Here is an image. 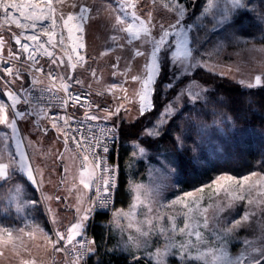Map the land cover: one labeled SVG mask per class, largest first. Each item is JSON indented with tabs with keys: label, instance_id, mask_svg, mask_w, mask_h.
<instances>
[{
	"label": "snow or ice",
	"instance_id": "snow-or-ice-1",
	"mask_svg": "<svg viewBox=\"0 0 264 264\" xmlns=\"http://www.w3.org/2000/svg\"><path fill=\"white\" fill-rule=\"evenodd\" d=\"M66 0H55L56 4L63 5ZM156 0H153L155 3ZM262 8L253 10V0H201L199 7L196 6L195 0L189 3L188 0H163L160 4L161 10H166L172 13L171 18L167 16L162 19L167 22H153L152 13L149 12L144 18L138 16L135 12L137 0H120L113 8L108 5L113 12L122 13L116 15L111 22V28L118 33H125L123 37L126 44L131 45L133 41H140L141 44L136 46L134 51L135 57H144V63L140 66L136 75L132 76V80L138 82L140 87L136 91V96L139 100L138 114L144 116L145 119L140 124H132V128H139V134L132 140L131 155L135 160L144 163L149 174L157 173L165 179L175 177L173 189L178 190L182 183V176L186 163L193 167H200L205 161L198 154L206 150L208 157L217 154L223 150L214 138L212 131L219 128V121L215 119L217 115L215 111V103L210 105V96L207 85L200 82L201 71L209 72L213 75H223V69L230 67L227 64L219 65L209 61L213 55L219 58L224 50L228 47L235 49L233 54L238 55L241 51L247 50L248 45L257 38L264 43V0H261ZM22 6L15 3L14 0H0V13H3L5 24L10 28L14 23L16 28L31 29V34L24 35L23 39L34 42L36 47H31L28 43L21 44V37L13 35L15 44L20 45L19 53H28L26 60L34 64H39L36 59L37 49H43L44 53L51 59L52 64L63 65L64 61L58 57L53 58V52L45 48V43L51 45L53 49L57 44L55 41L56 29H67L68 38L72 39V34L77 33L76 40L79 43L73 42L72 51L75 52V62L71 63V68L75 69L77 64L86 63L85 54L80 49L85 46L82 42L84 26L90 18L91 9L84 5L73 3L71 7L78 9L74 13L65 14L62 9L54 6L53 0H47L45 9H40V14L33 11L25 15L20 13L25 20L32 21L31 23H21L20 18L12 11L18 10ZM33 8L36 6L33 5ZM128 9H132L131 13ZM61 23H58V19ZM48 21V23H44ZM255 27L256 33L247 34L245 29ZM39 28V32L36 29ZM42 36L48 39L45 43H40ZM111 39L118 42L120 37L113 35ZM60 44L64 43V37L61 36ZM4 40L0 38V51L3 50ZM149 47L141 50L143 45ZM123 47L122 45H119ZM264 51V48L260 49ZM107 54V51L105 52ZM14 59H19V55H14ZM72 56H69V61H72ZM131 58L125 64V68L120 70V75L125 77L123 83L111 85L108 89L112 92L119 88L127 99V88L124 84L128 82L127 73L131 71ZM114 69H119V59L112 66ZM3 76L12 77V80H6L5 85L15 81L16 76L13 73L12 66H6L0 69ZM35 72L44 74V67H37ZM116 75V72L113 73ZM161 75L163 79H161ZM92 76L95 77V71H92ZM47 77L52 79H60L62 81L60 88L67 94L66 97L60 98L61 106L66 109L71 102L72 106L77 104L84 107L88 104L92 107L87 97H82L78 93L68 91L71 84H79L80 80H72L69 74L67 81L62 76H59L53 71L47 73ZM3 77H0L2 79ZM43 83L37 78L29 81V85L34 88L35 84ZM159 83V95H156V85ZM242 86H245V81H238ZM261 78L256 77L255 83H247L246 87L251 89L260 85ZM54 85H49L47 88L41 89L35 96L22 95L21 90L12 91L10 88H0V181L11 183L15 181L12 187V195L17 197L18 201H23L24 204L32 205L31 211H35V205L38 201L23 200L25 194V186L38 189L43 183V174L29 160V154L25 151V144L31 148V141L20 135V123L34 119L36 115L46 118L53 129H58L64 138L65 152H74L80 157V180L84 189H95L96 197L89 202V207L85 208L83 213L79 207L76 208L77 220L67 228L65 232H60L58 229L53 230L51 234L44 232L39 228V222L31 216V212L26 216L20 214V203H17L14 215H8L0 211V232L6 234L9 240L13 239V233H23L27 236H33L34 230L25 232V227L39 228L44 234L48 244L56 252L66 251L69 245L72 246V251L75 254V264L84 259L85 256L94 251L87 247L86 244H95V240L88 241L86 235L87 221L93 213L94 207L99 201L100 208H107L108 204L113 200V194L118 183L119 164L115 161L112 165H108L104 157L109 152V142L117 143L118 124L104 126L101 128L87 129L89 134H86L84 127L76 125V122L65 113L49 115L44 108H40L39 112L33 106L36 103V98H43L45 93H52ZM60 89H56L59 91ZM103 95L104 93H98ZM155 98V99H154ZM120 99V97H116ZM21 100L27 107L18 110ZM159 104V107H157ZM99 109V105L95 106ZM123 104L108 109H100L106 113L105 116L93 115L85 113V118L89 121L99 122L101 119L107 120L113 116L119 117L121 121L124 117L120 116ZM183 108V111L181 110ZM126 112L128 109H124ZM209 113L213 119L211 123L204 122L203 119H197L195 114L201 111ZM11 113V119H10ZM151 113V115H148ZM192 113L191 118L188 114ZM178 114V115H177ZM182 121H187L188 127L185 128ZM171 123V127L168 125ZM227 123L230 124V131L235 132L236 125L228 118ZM177 125H180L177 131ZM36 131H43L47 134L48 129L40 125H36ZM168 132L173 134V139L176 145L175 153L161 152L158 148L153 152L149 151L147 146H152L153 142H158L160 137ZM9 140L14 141V146H9ZM69 140L75 146L69 148ZM38 142V141H37ZM99 149V153L97 152ZM190 154V155H186ZM63 153L57 156V159L63 160ZM69 171L67 166L62 168V173L66 174ZM88 178L85 179L84 177ZM253 177H257L253 181ZM66 178V177H65ZM95 181V184H93ZM64 180L61 181L63 183ZM232 185H240L238 190H233ZM2 186V185H0ZM247 186V190H245ZM133 193L134 201L140 199L141 185L127 184ZM261 189L260 195L264 196V173L253 171L241 177H234L231 174L220 173L212 181L201 184L198 188H193L189 191L173 193L172 197L167 201L159 204V209L174 208L180 206L184 211L178 213L184 217L183 226L177 227L176 215H169V225L163 226L154 220L162 221L163 215L148 216L138 226H135V231L142 237V240H135L131 235L128 240L120 246V251H128L130 253L129 260H139L140 256L132 253V249L143 248L146 251L143 253L145 264H167V258L173 249H176L172 258L177 264H264V245L258 247L255 242L247 237L235 236V231H238L245 223L249 221L250 215L248 211H242L235 219L225 217L220 219V214L226 209L233 206L235 202L244 201L247 205L254 203L251 193L254 189ZM205 189H211L217 195L223 193V204L216 203L217 211L213 219L216 223L210 233V237L201 232V227L208 229V217L206 215L208 208L213 207L212 203L201 208V203L204 196L197 197V193H205ZM71 191V189H70ZM46 199H52L46 197ZM59 200V197H55ZM211 200V197H209ZM264 201H255L258 205ZM82 203V201H81ZM135 203L130 205L134 208ZM151 207L148 212L151 213ZM51 213L52 209L48 208ZM121 210H113L114 218L119 215ZM125 216L128 213H123ZM203 216V220L199 219ZM11 221V222H9ZM51 222L56 223V217L51 216ZM119 221L117 220V224ZM222 225V226H221ZM129 228L133 225L129 224ZM179 234L184 237L180 242H177L174 237ZM152 235L160 236L164 241L163 252L157 248L155 252H148L150 247V237ZM77 237L81 239L77 240ZM75 241V243H74ZM63 242L62 247H58ZM238 245L236 252H231V245ZM201 245L207 247L201 248ZM79 248L80 251H76ZM2 255V253H0ZM154 257V259H150ZM23 264H35V261H24Z\"/></svg>",
	"mask_w": 264,
	"mask_h": 264
},
{
	"label": "rangeland",
	"instance_id": "rangeland-1",
	"mask_svg": "<svg viewBox=\"0 0 264 264\" xmlns=\"http://www.w3.org/2000/svg\"><path fill=\"white\" fill-rule=\"evenodd\" d=\"M118 2H120V0H66L65 4L59 5L55 3V0H53L54 5L58 9L62 10L73 9L71 7L73 3L78 5H88L91 7L90 21L86 30L89 62L86 66L80 67L78 69L77 76L83 87L91 88L95 91L97 100L99 102H109L113 109L120 104H123L120 116L124 117V120L121 121L119 117L116 116L109 118L115 124H118V127L123 130V128L125 129L128 125L133 123L140 124V122L145 119L144 116H139L138 114L139 100L136 96V91L140 85L138 82L132 80V76L136 75L140 66L143 65L144 57H135L133 54L136 46L141 44L140 41H133L131 45H128L123 38L126 34L115 32L111 28L112 20H114L116 15H122V13L113 12L112 9L108 7V5L111 4L112 7L115 8ZM188 2L191 3L193 0H188ZM200 2L201 0H195L197 7H199ZM161 3H163V0H156L155 3H153V0H137L135 12L141 18H144L147 13L151 12L154 18V23L157 21L167 22L166 20L162 19V17L167 16L168 18H171L173 14L168 13L166 10H161ZM252 8L253 10H260L262 8L261 0H253ZM132 11V9H128L129 13ZM254 33H256V31ZM113 35L120 37L118 42H114L111 39ZM119 45H122L123 47H120ZM148 47L149 46L145 44L141 50H145ZM261 48H264V43H262L261 40L257 38L248 45L247 50L241 51L238 55L233 54L235 51L233 47H228L226 50H224L219 58L213 55L209 63H215L219 65L227 64L231 70H229L228 67H225L223 69L224 74L219 76L229 78L237 83L240 80H244V87H246L247 83L254 84L256 77L259 76L261 78V83L257 86H261L264 83V51H261ZM106 51L107 54H105ZM1 52L4 54L9 53L5 40L3 44V50ZM129 58H131L130 63L132 70L127 73L128 82L124 84V87L127 88V99H124L123 97L125 93H123L119 88L114 89L112 92H109L108 89L111 85L124 82L125 77L120 75V70L125 68V64L129 62ZM118 59L119 69H114L112 66L117 63ZM62 71L64 73L67 72L66 66H63ZM92 71H95V77L92 76ZM114 72H116V75H113ZM206 73L209 72H205L203 70L201 71L200 82L207 85L209 93L213 91L214 88L211 86V84H209V82H206ZM15 76V81L8 85H5V81L8 79H0V88L7 87L14 92L21 90V94H24L26 89L31 87L29 85V81L33 80L34 77L40 81H43V83L35 84V86L46 85L45 80L37 75L31 74V76H29L19 73ZM12 79L13 78L9 80ZM161 79H163L162 75ZM156 89V95H159V83H157ZM101 92L104 94L99 95L98 93ZM116 97H120V99H116ZM25 107L27 106L24 105L23 100H21L20 105H18V110ZM157 107H159V104H157ZM124 109H128V111L126 112ZM181 110L183 111V108ZM36 111L39 112V109L36 108ZM148 115H151V113ZM192 115V113H189L188 117L191 118ZM11 118L12 117L10 113V119ZM181 123L185 128L188 127L187 121H182ZM36 125L46 127L48 129L47 134H45L43 131H36ZM178 126L180 127V125ZM0 128H3V126H0ZM20 128V135L25 137L28 141H31L33 144L31 148L27 146V143L24 146L25 151L29 154L30 162L34 165V167H36V169H42L39 170V172H42L43 174L42 186L45 188L43 189V195L46 197H51L52 199H49V201H51V204L53 203L56 205L55 208L57 211H52L49 213L48 217V220L51 221V215H54L57 221L56 223L50 222L52 226L51 233L56 229L64 232V230L66 231L68 228V225L76 222V208L79 207L81 213H83L84 209L89 207L91 190L84 189L83 185L79 183L81 165L73 152L64 151L65 144L62 136L51 127V124L46 118L36 115L34 119H30L27 122H21ZM219 128L224 131V128L221 124H219ZM137 130H139V128L134 129V131L131 133H137ZM210 131H212L216 142L220 144L219 137L222 136L223 131L219 132L216 130V128H213ZM2 134L3 133L0 132V135ZM132 140L124 144L126 147H128L124 149L126 154L128 152L127 155L124 154L127 157L124 163V169L121 165L123 149L121 137L114 157L119 164V173L122 174L124 171L127 182L134 185H141L139 193L140 199L138 201H134L133 193L128 187V192L130 193L132 199L130 205L135 203V207L130 208L129 206L128 208H115L114 210H121L120 214L114 218L113 211L108 213L109 221L104 225L107 228L108 237L112 244L110 247V252L116 254L119 257H126L128 260L130 253L128 251H120V246H122L124 242L128 240L130 235L135 240L143 239L135 231V226L140 225L146 217L163 215V220H154V224L159 222L163 226H168V216L176 215L177 227L183 226L184 217L182 215H178V213L184 210L180 206L159 209V204L170 199L174 192L179 194L191 190H182L181 187H179L178 190L173 189L172 185L176 182L175 177L165 179L163 176L157 173H153L150 176L149 171L145 167L144 163L136 161L135 157L131 155ZM9 146L13 147L14 141L9 140ZM145 147H148L150 152L154 151L150 148V146L146 145ZM128 149L129 151H127ZM159 150L165 153H173L168 147H161ZM61 153H63L65 157L63 160L57 159V156H59ZM204 156L207 157V153ZM64 166H67L69 169L66 174L62 173V168ZM84 178L87 179L88 177L85 176ZM256 179L258 178L253 177V181ZM62 180H64L63 183H61ZM231 187L233 190H238L240 185H232ZM245 190H247V186H245ZM260 191L261 189H259V187L252 191L251 196L254 200L253 204L247 205L244 201L235 202L232 207L226 208L220 214V219L223 220L225 217L229 219H235L241 214L242 211L245 210L249 213H254L250 215L249 221L240 227L238 231H235L234 234L237 237H247L253 240L258 247L264 245V202L259 203L258 205L255 203V201H264V196L260 195ZM200 195L204 196V200L201 203V208L206 207L209 202H211L213 205V207L208 208L206 213L208 217V229H204L203 227L200 229L201 232L210 237L213 225L216 223V221L213 219L214 214L217 211L216 203L220 202V206H224L223 193H221V195H217L212 192L211 189H205V193H197V197ZM55 197H59L60 199L56 200ZM209 197H211V200ZM149 207L152 209L151 213L148 212ZM123 213H128V215L125 216ZM95 217L96 215H90L88 221L86 222V232L91 229L93 230L95 225ZM199 219L202 221L203 216H200ZM117 220L119 221L118 224ZM129 224H132L133 227L129 228ZM174 239L177 242H180L184 239V237L177 234ZM164 243L165 241L160 236L152 235L150 237V247L147 249V251L154 253L155 250L159 248V250L163 252L165 250L163 248ZM62 245L63 242L61 245H58V247H62ZM204 247H207V245H201V248ZM237 247L238 245L233 243L231 245V252L235 253ZM145 251L146 250L143 248H133L132 253L139 255L140 259L133 261L129 260V262L132 264H145V258L143 255ZM176 251L178 250H172L169 257L167 258V264H177L178 257L176 260H173L172 258L173 253ZM98 252V245L96 244L88 262L79 264H88L92 257H97ZM150 259H154V257H150ZM97 261H99L98 257L95 259V262ZM57 263L75 264V260L69 259L62 251L57 252Z\"/></svg>",
	"mask_w": 264,
	"mask_h": 264
},
{
	"label": "trees",
	"instance_id": "trees-1",
	"mask_svg": "<svg viewBox=\"0 0 264 264\" xmlns=\"http://www.w3.org/2000/svg\"><path fill=\"white\" fill-rule=\"evenodd\" d=\"M245 31L247 34H253L256 29L250 26ZM0 38L5 40L9 53L17 50L18 45L15 44L12 34L1 33ZM21 73L31 76L29 73ZM205 80L214 88L213 91L208 93L211 98L209 103L210 105L215 103V111L217 113L215 119L224 128L222 136L219 137V143L223 150L211 156V158L208 157L207 151L203 150L198 153L203 159L205 158V162L198 168L186 163L180 185L182 190L196 188L213 180L220 173L238 177L253 171H262L264 173V83L261 86L249 89L229 78L211 73H206ZM195 116L197 119H203L206 123H211L213 119L209 113L203 110L196 113ZM228 118H231V121L235 123V132L229 130ZM168 126L171 127V123ZM126 128H123V130L119 128L121 143L123 144L121 159L123 169L127 159L126 155L128 154L124 150L128 147L124 144L136 137L140 131L139 129L137 133L132 134L131 132L134 131L132 124ZM178 130L179 126L177 125ZM161 147H168L173 153L176 152L173 134L165 132L158 142H153V145L150 146L152 150L161 149ZM206 153L207 157L204 156ZM127 184L123 171L120 174L115 208H128L130 206L132 199L128 192ZM94 220L95 225L91 231L95 238V243L98 245L99 252L97 257L99 261L95 262L97 258L95 256L96 258L92 257L88 264H132L126 257H119L110 252L112 244L108 237L107 228L104 226L109 221L108 213H97Z\"/></svg>",
	"mask_w": 264,
	"mask_h": 264
},
{
	"label": "built area",
	"instance_id": "built-area-1",
	"mask_svg": "<svg viewBox=\"0 0 264 264\" xmlns=\"http://www.w3.org/2000/svg\"><path fill=\"white\" fill-rule=\"evenodd\" d=\"M15 3L21 5L22 7L18 10H12L21 20V23H31L32 21L25 20L22 16H20V13H24L25 15L32 13L35 11L37 14H40V9H45V4L47 0H14ZM35 5L36 7L33 8L32 6ZM55 6V5H54ZM89 7L88 5H84ZM91 9V7H89ZM65 14L69 13H74L78 11V9H67V10H62ZM91 16V12H90ZM58 19V23H61ZM90 19V18H89ZM88 19V21H89ZM87 21V23H88ZM44 23H48V21H44ZM87 23L84 26V32H83V38L82 42L84 44V48L80 49V51L85 54V59L86 63L82 64H77L75 69L71 68V63L75 62V52L72 51L73 47V42L75 41L76 43H79L80 41L76 40L77 33L75 31L72 34V39L68 38V32L67 29L61 30V28H57L56 31V36H55V41H56V48L53 49L51 45L45 43L47 41L46 36H42L40 39V43H45V48L48 49V51L53 52V58H59L60 60L64 61L63 65L59 64V60L57 61V64H52L51 59L44 53L43 49H37V55L36 59L39 61V64H34L31 61H27L26 57L28 53H19L18 49L20 48V45H18L17 50L11 51L8 54H4L0 51V69L6 67V66H12L13 67V73L19 74L21 72L37 75L45 80L46 85L43 86H34V88L30 87L27 89V91L22 94V95H29L30 93L32 96H35L41 89L47 88L49 85H54L53 87V92L52 93H45L43 98H36V103L33 105L35 108L39 109L44 108L49 115L51 114H60V115H67L71 117L75 122L76 125H81V122H83L82 126L84 127L86 134H91L87 132V129L89 127L92 128H101L104 126H111L115 124L111 119H101L99 122L97 121H89L85 118V113L88 114H93V115H100L101 117L105 116L106 113L100 111V109H108L112 108L111 104L109 102H99L96 97V93L93 89L83 87L81 83L79 84H71L68 91L73 92V93H78L82 97H87L88 101L91 103L92 107H89L88 104H85V106L82 108L80 107L79 104L72 106L71 102H69V105L67 106L66 109H64L61 106V101L60 98L66 97V93L60 88L62 81L60 79H55L54 81L50 78L47 77V73L49 71H53L57 73L59 76H62L65 81L68 79V75L70 74L72 76V80L79 79L77 76V71L80 67H84L88 64V48H87V39H86V27ZM37 32H39V28L36 29ZM32 30L31 29H20L16 28L15 24L13 23L11 27L9 28L3 19V13H0V34L1 33H10L12 35L20 36L21 37V44L28 43L31 47L35 48L36 45L34 42L31 41H26L23 39L24 35L31 34ZM61 36L64 37V43L60 44L59 41L61 39ZM14 55H19V59H14ZM69 56H72L73 60L69 61ZM63 66H66L67 72L64 73L62 71ZM37 67H44L45 73H37L35 72V69ZM0 77H3L5 80L6 79H11L12 77H6L3 76V73L0 72ZM56 89H60L59 91H56ZM99 105V109L96 108L95 106ZM63 138V135L58 129H55ZM64 140V138H63ZM120 142V131L118 128V136H117V143L112 144L109 142V152L106 154L104 159L106 160V163L108 165H112L113 162L115 161L116 163L117 160H115V153L117 151L118 145ZM69 148H74L75 146L72 144L71 140H69ZM99 149H97V152L99 153ZM74 153V152H73ZM76 158L78 159L80 163V157L74 153ZM81 165V164H80ZM118 183L120 184V173H118ZM93 184H95V181H93ZM119 187L116 188L115 193L113 194V200L108 204L107 208H100L99 207V201H97L96 206L94 207L93 210V215H96L97 213H110L115 209L116 205V200H117V193H118ZM96 192L95 189L93 188L90 191V198L89 202L93 200L96 197ZM87 239L88 241L95 240L93 233L91 230L86 232ZM81 239L80 237L77 238V240ZM75 243V241H74ZM63 246V245H62ZM87 247H90L94 250L96 243L95 244H86ZM76 251H80L79 248L76 249ZM64 254L71 260H75V254L72 251V246L69 245L66 251H63ZM93 252V251H92ZM92 252H89L84 259L80 260L79 263H87L90 256L92 255Z\"/></svg>",
	"mask_w": 264,
	"mask_h": 264
},
{
	"label": "crops",
	"instance_id": "crops-1",
	"mask_svg": "<svg viewBox=\"0 0 264 264\" xmlns=\"http://www.w3.org/2000/svg\"><path fill=\"white\" fill-rule=\"evenodd\" d=\"M36 168V167H35ZM42 170L41 168H37ZM15 181L7 183L0 181V211L8 215H14L16 211L17 203L19 202L20 214L22 216L28 215L31 212V216L39 222V228H42L44 232L51 234L52 226L49 217V202L52 211H57L55 204H51L49 199L43 195L42 185L33 190L30 187L25 186V194L23 200L27 201H38L36 204L35 211H31L32 205L24 204L23 201H18L17 197L12 195V187ZM52 216V215H51ZM2 219V217H0ZM11 222V221H9ZM50 223V226H49ZM72 224L68 225V228ZM39 228H28L25 227V232L34 230L33 236H27L23 233H13V239L9 240L3 232H0V264H23L24 261H35V264H58L57 263V252L48 244L44 237V234ZM61 232V230H60ZM65 232V230H64ZM63 233V232H62Z\"/></svg>",
	"mask_w": 264,
	"mask_h": 264
},
{
	"label": "bare ground",
	"instance_id": "bare-ground-1",
	"mask_svg": "<svg viewBox=\"0 0 264 264\" xmlns=\"http://www.w3.org/2000/svg\"><path fill=\"white\" fill-rule=\"evenodd\" d=\"M89 21H90V19H89ZM89 21H88V23H87V27H88ZM87 27H86V30H87ZM87 48H88V46H87Z\"/></svg>",
	"mask_w": 264,
	"mask_h": 264
}]
</instances>
